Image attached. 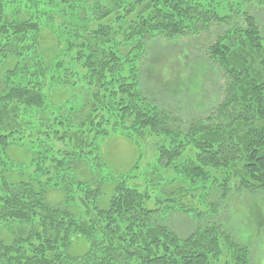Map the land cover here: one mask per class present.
Masks as SVG:
<instances>
[{
    "label": "trees",
    "instance_id": "1",
    "mask_svg": "<svg viewBox=\"0 0 264 264\" xmlns=\"http://www.w3.org/2000/svg\"><path fill=\"white\" fill-rule=\"evenodd\" d=\"M263 8L0 0V264H250L224 214L232 197L259 205L264 196ZM148 42L158 46L147 77L160 82L155 59H175L165 94L129 68ZM113 135L138 151L123 174L104 172L99 140ZM152 138L155 167L139 149ZM10 146L29 160L10 159ZM139 177L160 207H145L152 191ZM51 190L59 202L47 201ZM177 214L191 220L183 235L169 224ZM74 237L84 254L70 253Z\"/></svg>",
    "mask_w": 264,
    "mask_h": 264
},
{
    "label": "rangeland",
    "instance_id": "2",
    "mask_svg": "<svg viewBox=\"0 0 264 264\" xmlns=\"http://www.w3.org/2000/svg\"><path fill=\"white\" fill-rule=\"evenodd\" d=\"M256 13L258 14L259 19L263 23L262 28H264V8L262 10H257ZM46 35L48 41L50 43H53L51 41L52 37L50 36V34L46 33ZM186 39L187 38L182 37L179 40L165 44L168 45L167 47L173 48L178 44L181 45L179 42L182 41L183 43V41L185 42ZM155 45L158 46V44L152 45V42H148L147 45L144 46L142 52L138 53L136 51V53L134 54L135 63H132L129 68H134L138 77L140 76L143 78V76H146L144 75L145 67L148 63L146 58L152 46ZM161 59L162 58H156V64H152L153 67L159 73L160 82L158 81V78H154L155 76L153 74L150 77L146 76L143 80L144 82L142 83L143 85L149 86L150 90H156L158 91V93L165 94L166 91L163 90L164 87H162L161 83L173 78L172 74H169L168 64L174 65L173 62H175V59L174 57L172 58V55L165 58L163 57L162 60ZM160 65L165 66L164 71L160 70ZM177 67H179V64ZM207 83L208 87L209 82ZM208 92V95H211L210 86ZM194 97L195 95L189 98L190 101H193ZM156 140V138L146 139L143 142H140L139 145V149L144 153L142 160L152 167H155L157 165V145L159 144ZM99 145L100 153L103 162L105 163L104 172H110L114 174H123L125 172H128L130 171L132 165L138 157V151L135 145L131 141L117 135L109 136L104 139L101 138L99 140ZM7 154L10 159L19 163L27 161L30 158V156L25 153V151L14 146H10L7 149ZM83 168L85 167L82 165V169ZM161 173L165 179L176 178L179 175L178 173H175V171L170 170L161 171ZM140 178L142 177H139V180H136V182H140L137 186L142 188L146 185L148 190L152 191V182H142ZM143 178L145 177L143 176ZM156 196H158V190L152 191L150 200L145 204L146 208H154L157 206H161V204L155 202ZM258 196L260 197V199H263L261 200L262 203H259V205L253 204V201L250 202L251 200L249 201V199H246L244 201L243 199L241 200L232 197L229 201L228 208L226 209L227 212L226 214H224V224L228 228V230H231V232L234 233L233 239L239 244H244L246 246L249 245L250 264H264V196L260 193ZM46 199L49 203L53 204L59 202V200L61 199V194L55 192L54 190H51L47 193ZM260 199H257L256 201L258 202V200ZM190 222L191 220L189 219V217L187 218L178 214L169 218V224L180 235L185 234L190 229ZM86 250L87 243L83 240V238L74 237L72 240L70 253L77 256L84 254Z\"/></svg>",
    "mask_w": 264,
    "mask_h": 264
}]
</instances>
